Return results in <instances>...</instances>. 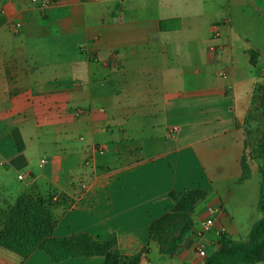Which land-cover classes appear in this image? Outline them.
I'll return each instance as SVG.
<instances>
[{
    "label": "crops",
    "instance_id": "crops-1",
    "mask_svg": "<svg viewBox=\"0 0 264 264\" xmlns=\"http://www.w3.org/2000/svg\"><path fill=\"white\" fill-rule=\"evenodd\" d=\"M263 97L264 0H0V211L56 193L55 239L115 236L127 264H203L221 233L245 241L262 218L261 165L245 178L243 162ZM192 191L206 195L192 228L163 253L150 227ZM0 264L105 258L0 247Z\"/></svg>",
    "mask_w": 264,
    "mask_h": 264
},
{
    "label": "trees",
    "instance_id": "trees-1",
    "mask_svg": "<svg viewBox=\"0 0 264 264\" xmlns=\"http://www.w3.org/2000/svg\"><path fill=\"white\" fill-rule=\"evenodd\" d=\"M264 116V107L262 109ZM258 159L263 162L261 174V194L259 210L262 218L252 228L247 240L236 241L226 233H221L219 250L207 255L203 264H259L264 262V144L257 149ZM244 177L250 176V170L243 162ZM205 193L192 191L171 194L174 209L155 221L149 230L151 241L161 246L163 253L174 255L182 244L183 238L192 228L191 216L197 204L204 200ZM57 194L47 198L35 194H25L16 204L0 211V247L14 253L24 260L35 252L42 251L55 263L73 258H105V264H127L118 250L115 236L105 241H97L89 235L72 236L63 239L53 237L58 221L53 210L58 204ZM182 224L181 236L175 234ZM142 254L129 259V264H139Z\"/></svg>",
    "mask_w": 264,
    "mask_h": 264
},
{
    "label": "rangeland",
    "instance_id": "rangeland-1",
    "mask_svg": "<svg viewBox=\"0 0 264 264\" xmlns=\"http://www.w3.org/2000/svg\"><path fill=\"white\" fill-rule=\"evenodd\" d=\"M262 108L264 107V97L261 100ZM248 139L250 140L249 143V155L247 156V160L245 159L248 167L249 163L251 162L252 165H261V168L263 166V162L258 159V153L257 149L264 144V116L262 112H259L255 116H253L252 124L247 130ZM250 170V167H249ZM208 202H203L199 205V208H205L207 206ZM181 227L178 229V231L175 234V239H177L178 232L181 231Z\"/></svg>",
    "mask_w": 264,
    "mask_h": 264
},
{
    "label": "built area",
    "instance_id": "built-area-1",
    "mask_svg": "<svg viewBox=\"0 0 264 264\" xmlns=\"http://www.w3.org/2000/svg\"><path fill=\"white\" fill-rule=\"evenodd\" d=\"M33 3H38L39 2V0H31ZM43 7L44 6H48V3L47 2H44L43 4ZM216 39H218L219 38V34H216V37H215ZM224 50V48L223 47H221V46H219V47H212L211 48V51H212V53H214V54H217V53H219V52H222ZM177 130V129H176ZM46 163V161L45 160H43V161H41V165H44ZM92 159H88L87 161H86V163H85V165L87 166V167H92ZM26 177H27V174L26 173H22V174H20L19 175V177H18V179H19V181H25L26 180ZM58 199L57 198H55V201H57ZM207 225H213V221L212 220H209V221H207ZM200 254H201V256L202 257H204V258H206L207 257V254H206V252L205 251H203V250H201V252H200Z\"/></svg>",
    "mask_w": 264,
    "mask_h": 264
},
{
    "label": "water",
    "instance_id": "water-1",
    "mask_svg": "<svg viewBox=\"0 0 264 264\" xmlns=\"http://www.w3.org/2000/svg\"><path fill=\"white\" fill-rule=\"evenodd\" d=\"M116 248H114V250H115Z\"/></svg>",
    "mask_w": 264,
    "mask_h": 264
}]
</instances>
